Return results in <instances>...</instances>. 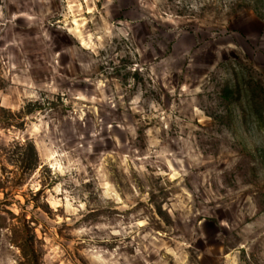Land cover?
Masks as SVG:
<instances>
[{
	"label": "rangeland",
	"instance_id": "obj_1",
	"mask_svg": "<svg viewBox=\"0 0 264 264\" xmlns=\"http://www.w3.org/2000/svg\"><path fill=\"white\" fill-rule=\"evenodd\" d=\"M0 264H264V0H0Z\"/></svg>",
	"mask_w": 264,
	"mask_h": 264
},
{
	"label": "trees",
	"instance_id": "obj_2",
	"mask_svg": "<svg viewBox=\"0 0 264 264\" xmlns=\"http://www.w3.org/2000/svg\"><path fill=\"white\" fill-rule=\"evenodd\" d=\"M22 250V249H21Z\"/></svg>",
	"mask_w": 264,
	"mask_h": 264
}]
</instances>
